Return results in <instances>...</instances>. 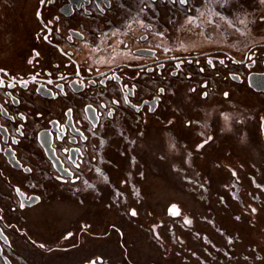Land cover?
I'll return each instance as SVG.
<instances>
[{
    "label": "flooded vegetation",
    "instance_id": "af4514ba",
    "mask_svg": "<svg viewBox=\"0 0 264 264\" xmlns=\"http://www.w3.org/2000/svg\"><path fill=\"white\" fill-rule=\"evenodd\" d=\"M151 1L190 10L193 0ZM26 5L33 10L19 41L0 55V264H26L30 255L23 242L53 260L70 252L75 264H108L98 251L87 257L79 253L90 245L87 237L97 235L91 218L44 235L28 212L53 205L63 190L78 195L79 183L101 167L99 137L112 122L140 125L160 116L182 131L188 115L182 133L188 139L198 135L193 151L202 152L228 134L219 118L203 131L193 121L205 113L215 117L240 110V120L251 124L249 133L264 147V90L249 83L250 75L264 80V19L245 37L167 50L154 34V23L143 27L141 0H28ZM177 77L186 98L180 110H162L165 98L178 92ZM218 145L219 155L231 147L228 141ZM223 165L239 175L242 164Z\"/></svg>",
    "mask_w": 264,
    "mask_h": 264
},
{
    "label": "rangeland",
    "instance_id": "374dc122",
    "mask_svg": "<svg viewBox=\"0 0 264 264\" xmlns=\"http://www.w3.org/2000/svg\"><path fill=\"white\" fill-rule=\"evenodd\" d=\"M27 2L0 0V55L19 41L33 10ZM141 2L143 27L154 23V34L167 50L190 42H228L232 37H245L254 32L257 21L264 19L261 0H193L190 10L172 2ZM173 83L178 92L165 98L162 110H180L186 98L179 77ZM232 112L215 117L205 113L193 121L194 127L203 131L204 127L210 129L208 121L219 118L228 134L229 139L220 136L202 152L193 151V145L200 142L197 136L192 140L182 133L188 115H184L182 131H175L168 126L167 117L160 116L146 124L112 122L102 127L97 151L101 167L79 183L77 196L62 191L63 199L70 197L72 203L57 199L40 213L37 230L30 228L51 235L54 229L72 225L77 215L78 219L91 218L90 228L97 235L93 240L87 237L90 245L80 247L79 253L87 257L98 251L108 264H126L129 260L139 264H264V147L249 133L251 124L240 120L244 111ZM222 141L232 147H227V155L216 154ZM203 152L207 164H200ZM226 161L242 164L236 168L241 174L227 170L223 165ZM222 166L226 171L219 174ZM222 174L227 176L224 182ZM218 181L223 183L213 188L211 184ZM145 201L151 202L157 214L144 208ZM238 202L245 209H239ZM169 203L180 207L179 216L168 213ZM113 224L114 228L108 226ZM106 230V237L98 236ZM22 247L30 255L26 264L77 263L70 252L53 260V256L38 254L32 244L23 242Z\"/></svg>",
    "mask_w": 264,
    "mask_h": 264
},
{
    "label": "crops",
    "instance_id": "0c3cea01",
    "mask_svg": "<svg viewBox=\"0 0 264 264\" xmlns=\"http://www.w3.org/2000/svg\"><path fill=\"white\" fill-rule=\"evenodd\" d=\"M198 136V135H197ZM199 137V136H198ZM192 139L193 140H195L196 139V136L195 137H193L192 136ZM227 139H229V138H227ZM240 153H242V150L240 151ZM197 155H198V153H196ZM230 154V153H229ZM224 155H226V154H224ZM241 155V154H240ZM200 156H201V160H200V164L201 163H205L206 162V164H207V161H206V158H207V156H206V154L203 152V154L201 155L200 154ZM203 157V158H202ZM206 157V158H205ZM240 157V156H239ZM199 165V164H198ZM199 167L200 168H202L203 169V167H202V165L200 166L199 165ZM206 169H207V167H206ZM218 169V168H217ZM205 170V169H204ZM221 170H223L222 172H225L226 171V169L225 168H223V166L222 167H219V169H218V173L220 174V171ZM247 173L248 172H250V170H249V168L247 169L246 168V170H245ZM240 172V171H239ZM246 173V174H247ZM239 174H241V173H239ZM248 176H250V174H248ZM211 177V176H210ZM225 177H227V176H225V174H222L221 175V178H223V182L227 179V178H225ZM212 178V177H211ZM241 179H242V177H241ZM222 180V179H221ZM249 180V182H248V184H250L251 183V180L250 179H248ZM223 182H221V181H218V182H212L213 183V185L211 184V186L213 187V186H217L216 185V183H218V186H221V183H223ZM242 182V181H241ZM172 187V186H171ZM214 188V187H213ZM57 199H59V200H61V201H67L68 203H72L71 202V200L70 199H63V197H58ZM171 200H175V199H171ZM170 200V201H171ZM55 203H56V201H55ZM170 204V203H169ZM237 204V203H236ZM145 207L144 208H146V209H150V211H152V212H155V214H157V212H156V209L153 207V206H150L151 205V202L149 203L148 201H145ZM238 207H239V209H245V207L243 206V204H241L240 202H238ZM257 206V205H256ZM149 207V208H148ZM258 207V206H257ZM44 207H35V208H31V209H29V212H28V215H33V216H36L37 215V217H34V219H32L31 217V220L32 221H35L36 219V221H39V215H40V213L44 210L43 209ZM250 209V208H249ZM261 209V208H260ZM255 210L254 209H250V212H254ZM77 212V211H76ZM150 213V212H149ZM148 213V214H149ZM36 214V215H35ZM72 216V215H71ZM77 217V219H78V215L76 216ZM68 227V226H67ZM66 228V227H65ZM157 233H158V230L156 231ZM160 232H161V234H162V232L165 234V232L164 231H162L161 229H160ZM158 259V258H157ZM159 260V259H158ZM123 262V261H122ZM126 264H129V263H126ZM137 264H139L138 262H137ZM156 264H158V262H156ZM160 264V263H159Z\"/></svg>",
    "mask_w": 264,
    "mask_h": 264
},
{
    "label": "water",
    "instance_id": "95a60500",
    "mask_svg": "<svg viewBox=\"0 0 264 264\" xmlns=\"http://www.w3.org/2000/svg\"><path fill=\"white\" fill-rule=\"evenodd\" d=\"M183 4H185V3H183ZM261 81H264L260 76H258V75H250L249 76V83H250V85L251 86H253L256 90H264V88H259V87H257V84L258 83H260ZM155 102V99L154 100H152V102ZM157 106V103H154L153 104V107L151 108V110H153V108L154 107H156ZM92 118V117H91ZM92 122L94 123V124H96V118L95 119H93L92 118ZM57 167V166H56ZM33 201H35V199L33 200ZM33 201H31V202H29V204H31V203H33ZM173 206H175L174 208H173ZM168 213L170 214V215H172V216H174V217H177V216H179L180 215V207L176 204V203H171L170 205H169V207H168ZM178 213V214H177Z\"/></svg>",
    "mask_w": 264,
    "mask_h": 264
},
{
    "label": "snow or ice",
    "instance_id": "6c2138e0",
    "mask_svg": "<svg viewBox=\"0 0 264 264\" xmlns=\"http://www.w3.org/2000/svg\"><path fill=\"white\" fill-rule=\"evenodd\" d=\"M186 2V0H180V3L181 4H183V3H185ZM261 2L262 3H264V0H261ZM189 23H191L192 21H191V19L188 21ZM31 62V61H30ZM33 79H35V77H33ZM257 87H259V88H264V81H261L260 83H258L257 84ZM161 91H163V90H161ZM225 95H227V94H225ZM90 107V106H89ZM71 110H69V112H70ZM201 147H202V145H201ZM175 206H173V208H174ZM178 214V213H177ZM133 215H135V212H133ZM185 223H190V221H185Z\"/></svg>",
    "mask_w": 264,
    "mask_h": 264
},
{
    "label": "trees",
    "instance_id": "16d2710c",
    "mask_svg": "<svg viewBox=\"0 0 264 264\" xmlns=\"http://www.w3.org/2000/svg\"><path fill=\"white\" fill-rule=\"evenodd\" d=\"M122 239H123V237H122ZM122 239H121V247L123 248V257H126V249H125V247H124V244H123V241H122ZM128 263L129 264H137V263H135V262H133V261H131V260H129L128 261ZM147 264H152L151 262H148Z\"/></svg>",
    "mask_w": 264,
    "mask_h": 264
}]
</instances>
